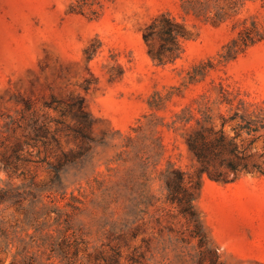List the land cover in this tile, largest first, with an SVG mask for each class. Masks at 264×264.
Segmentation results:
<instances>
[{
    "label": "rangeland",
    "instance_id": "374dc122",
    "mask_svg": "<svg viewBox=\"0 0 264 264\" xmlns=\"http://www.w3.org/2000/svg\"><path fill=\"white\" fill-rule=\"evenodd\" d=\"M0 195L37 264H264V0H0Z\"/></svg>",
    "mask_w": 264,
    "mask_h": 264
},
{
    "label": "trees",
    "instance_id": "16d2710c",
    "mask_svg": "<svg viewBox=\"0 0 264 264\" xmlns=\"http://www.w3.org/2000/svg\"><path fill=\"white\" fill-rule=\"evenodd\" d=\"M167 31L172 33L170 26H168ZM186 145L194 157L199 161L200 165L198 170L202 173L209 172V165L218 157V154L222 149H229V151L233 153L237 150L233 138L226 137L221 130L213 137L208 136L201 129L190 131L186 136ZM81 154L82 153L79 150L63 151L62 155L57 157V162L52 164V167L54 168V176H59L61 167L65 163L73 161ZM220 161L225 162L232 170H240V168H246L247 166L246 163H242L240 167L241 163L233 157L221 158ZM4 168L9 174H11L14 172L16 166L10 160L5 159ZM214 176L219 178L223 175L221 172H217ZM166 186L168 190V198L172 202L177 203L178 209L184 214L195 217L196 213L192 204V193L186 186L183 174L180 170L174 169L172 173L167 176ZM1 191L3 192L4 190ZM4 197L5 195H0V199ZM195 231L197 234L200 233L198 224H196ZM0 236V252L4 253V256L0 257V264H37L39 256L37 250L45 249L44 246L47 242L46 238L39 239L41 241H38L37 238L33 243L25 242L23 240L16 241L14 238L10 237V228L4 223V221H0ZM35 242H37L35 244L37 250L33 249V244Z\"/></svg>",
    "mask_w": 264,
    "mask_h": 264
}]
</instances>
